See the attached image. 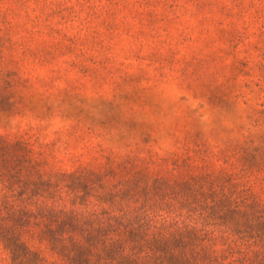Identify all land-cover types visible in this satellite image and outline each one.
I'll return each instance as SVG.
<instances>
[{"label":"rangeland","instance_id":"obj_1","mask_svg":"<svg viewBox=\"0 0 264 264\" xmlns=\"http://www.w3.org/2000/svg\"><path fill=\"white\" fill-rule=\"evenodd\" d=\"M249 139H264V0H0V174L117 182L197 149L219 169Z\"/></svg>","mask_w":264,"mask_h":264},{"label":"trees","instance_id":"obj_2","mask_svg":"<svg viewBox=\"0 0 264 264\" xmlns=\"http://www.w3.org/2000/svg\"><path fill=\"white\" fill-rule=\"evenodd\" d=\"M195 154L175 152L160 158L166 172L117 182L24 163L0 174L7 263L264 264V198L250 177L252 166L264 172V139L245 140L219 169Z\"/></svg>","mask_w":264,"mask_h":264}]
</instances>
